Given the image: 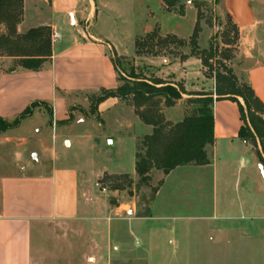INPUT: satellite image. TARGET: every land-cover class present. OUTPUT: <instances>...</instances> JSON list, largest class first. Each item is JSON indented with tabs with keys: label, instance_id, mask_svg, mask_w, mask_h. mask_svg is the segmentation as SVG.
<instances>
[{
	"label": "crops",
	"instance_id": "0c3cea01",
	"mask_svg": "<svg viewBox=\"0 0 264 264\" xmlns=\"http://www.w3.org/2000/svg\"><path fill=\"white\" fill-rule=\"evenodd\" d=\"M221 1L226 15L238 28L242 57L250 63L244 69L245 80L264 103V0ZM97 16L96 0H23L18 33L45 26L50 28L51 35L57 31L61 37L54 43L51 41L49 62L38 71L23 70L18 66V58L0 55L1 118L13 120L32 103L43 102L45 105L40 104L19 126L36 112L43 113L39 110L42 106L48 108L53 128L89 123L83 118L70 120V109L76 106L69 104L70 99L102 89H116L119 73L113 59L136 56V38L148 31L144 29L134 34V47L129 52L110 35L96 29ZM178 28L165 29L184 38L180 34L182 29ZM5 31L2 26L1 32ZM192 31L189 29V34ZM163 61L166 66L163 69L173 75L165 81L181 83L184 88L182 100L163 109L165 115L169 108H179V114L165 116L167 120L178 122L186 114L184 101L195 97L191 93L213 92L215 80L204 75L201 60L196 57L189 56L171 65ZM96 112L103 124L105 113H114L121 128L119 133L128 136L135 133L137 144L152 132V126L140 120L134 107L118 97L98 103ZM213 114L215 139L210 164L176 167L163 175L155 194L154 200L167 179L179 169H187L182 170L186 176L181 179L183 188L207 192L204 198H172L166 202V211L160 216L164 221L161 242L159 247L153 246L160 253L159 264H264V155L239 137L243 122L236 102L215 100ZM139 123L145 128L138 129ZM32 131L36 144H42L40 150L34 147L32 152L38 163L27 164L22 172L0 179V264H32L34 225L50 220H74L81 211L80 191L85 179L75 166L58 164L61 157L56 149L57 135H53L52 145L48 146L43 143L40 129ZM13 139L21 142L17 154L23 160L27 149L22 146L28 140L11 137L8 141ZM49 160V170H41ZM191 174L198 177L191 179ZM181 206L186 209L178 208ZM170 207L172 211L167 210ZM153 218L151 212L150 215L132 216L131 222ZM172 221L178 223L172 224ZM180 221L194 224L182 230ZM133 225L140 229L145 227L140 223ZM148 238L152 240L156 236L149 233ZM146 264H149L147 260Z\"/></svg>",
	"mask_w": 264,
	"mask_h": 264
},
{
	"label": "rangeland",
	"instance_id": "374dc122",
	"mask_svg": "<svg viewBox=\"0 0 264 264\" xmlns=\"http://www.w3.org/2000/svg\"><path fill=\"white\" fill-rule=\"evenodd\" d=\"M96 1V29L110 35L123 49L129 52L133 50L135 33L148 29L137 36L136 39L140 40L153 34L154 44H147V49L142 53L115 57L122 78L128 80L131 76L134 80L132 76L135 75L143 81L163 77V80H167L173 75L163 69L166 67L163 60L171 65L179 62L184 54L198 58V52L209 51L212 47L215 56L209 61L210 67L201 61L204 75L213 78L215 72L231 69L239 82L245 81L244 69L250 63H246L242 57L239 31L236 36L221 0H178L174 5H167L164 0ZM198 15L199 33L197 47H194L190 39ZM177 26L183 30L180 34L184 38L175 35L184 41L181 45L162 46L158 43L159 38L172 34L166 31L167 28ZM189 29L192 31L190 34ZM124 79L120 84L125 83ZM200 92L204 93L202 90ZM99 95L100 91L70 99L69 104L76 105L70 109L71 121L83 118L89 122L87 125L74 123L72 127L64 125L53 128L49 110L42 106L39 110L43 113L36 112L19 127L0 134V179L22 172L27 164L38 163L37 156L33 157L32 152L34 147L40 150L42 144H36L33 140L34 128L40 129L43 143L48 146L52 145L53 135H57L56 149L61 157L58 164L75 166L85 179L80 191L81 211L76 219L43 221L34 225L32 264H146V260L149 264H159L160 253L153 246L159 247L161 242L160 231L164 221L160 216L162 211H166V202L172 198L192 200L206 197V191L182 187L181 179L186 177L182 170L187 169H179L167 179L163 190L154 200L163 173L153 171L148 186L140 183L134 168L136 134L121 135L114 113H105L103 124L94 108ZM179 113V108H169L165 116L169 118ZM137 127L144 129L145 125L139 123ZM11 137L28 140L22 146L27 149L23 153V160L17 154L21 150V142H15V139L8 141ZM251 145L256 152L264 155L260 140L256 139V144ZM50 164L49 160L41 170H49ZM126 174L133 181L132 185H128L124 178L116 179ZM192 177L197 178L198 175L191 174ZM116 183L122 184V189L115 190L113 186ZM178 208L186 209L183 206ZM167 210L172 211V208ZM151 212L155 218L133 222L145 225L143 229L132 224V216L150 215ZM193 224L180 221L179 228L187 230ZM149 233L155 234L156 238H152L155 242L148 238Z\"/></svg>",
	"mask_w": 264,
	"mask_h": 264
},
{
	"label": "trees",
	"instance_id": "16d2710c",
	"mask_svg": "<svg viewBox=\"0 0 264 264\" xmlns=\"http://www.w3.org/2000/svg\"><path fill=\"white\" fill-rule=\"evenodd\" d=\"M177 1L164 0L167 5H174ZM22 15L23 0H0V55L18 58V66L23 70L38 71L49 62L52 55L51 30L44 26L18 33L17 26L22 20ZM227 17L237 36L238 28L230 16ZM198 20L199 15L190 39L194 47H197ZM2 26L5 32H1ZM152 36L153 34H150L146 39H136L137 54L145 51L147 44H154ZM158 41L162 46L181 45L184 42L174 34H169L163 39L159 38ZM196 55H199L198 58L203 65L209 67V61L215 56L212 47L209 51L202 50ZM187 57L189 56L184 54L180 59ZM113 60L118 67L115 59ZM132 77L134 80L131 76L127 80L119 74L118 87L100 90L94 108L96 111L97 104L109 97H118L134 107L136 115L142 122L152 126V132L138 141L135 154V173L142 185L150 184L153 171H160L166 175L178 166L210 164V153L215 139L213 114L215 100L229 99L236 102L243 122L239 137L249 144H256L258 139L264 149V103L256 96L246 80L239 82L231 69L215 72L213 92H192L195 97L184 101L186 114L178 122L167 120L163 109L174 106L182 100L184 88L181 83L165 81L161 78L143 81L135 75ZM123 79L125 83L120 84ZM40 104L45 105L43 102H34L12 121L0 117V134L18 127L21 120L31 115L33 109ZM122 178L128 182V185H132L133 181L128 179L127 174L116 177L117 180ZM122 187L120 183L113 186L115 190Z\"/></svg>",
	"mask_w": 264,
	"mask_h": 264
},
{
	"label": "built area",
	"instance_id": "2783aa9c",
	"mask_svg": "<svg viewBox=\"0 0 264 264\" xmlns=\"http://www.w3.org/2000/svg\"><path fill=\"white\" fill-rule=\"evenodd\" d=\"M61 37V34L57 31H54L51 35V41L54 43Z\"/></svg>",
	"mask_w": 264,
	"mask_h": 264
}]
</instances>
